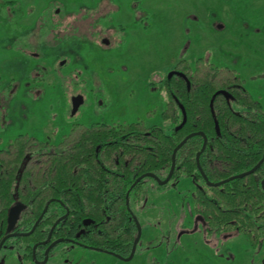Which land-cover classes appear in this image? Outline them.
Segmentation results:
<instances>
[{
    "label": "rangeland",
    "instance_id": "374dc122",
    "mask_svg": "<svg viewBox=\"0 0 264 264\" xmlns=\"http://www.w3.org/2000/svg\"><path fill=\"white\" fill-rule=\"evenodd\" d=\"M11 1L0 7V148L22 133L58 143L75 122L163 124L169 98L158 77L170 75L181 58L205 56L235 68L264 106V0ZM103 6L106 42L97 33L65 32L55 41L51 14L60 11L71 28L72 16ZM79 92L86 101L72 117ZM177 182L146 202L155 205L142 213L147 225L132 260L75 247L72 264H86L82 256L96 264H263L264 246L253 248L242 236L224 244L206 239L193 223L192 180ZM68 247L60 244L53 256ZM21 255L15 250L5 264H22Z\"/></svg>",
    "mask_w": 264,
    "mask_h": 264
},
{
    "label": "trees",
    "instance_id": "16d2710c",
    "mask_svg": "<svg viewBox=\"0 0 264 264\" xmlns=\"http://www.w3.org/2000/svg\"><path fill=\"white\" fill-rule=\"evenodd\" d=\"M11 3L0 0L1 7ZM177 68L182 75L166 82L169 103L162 118L171 125L169 130L156 125L146 127L142 121L116 126L79 124L63 136L58 153H44L47 145L27 134L17 137L8 149H0V172L5 174L0 182V229L6 226L12 200L32 202L30 212H25L20 220L21 226L28 229L45 201L56 197L71 209L56 228V236H64V230L72 235L86 217L103 221L110 216L102 236L94 232L84 235L82 240L126 256L136 235L134 221L125 207L126 190L145 172L164 178L171 167L174 148L186 135L201 130L208 136L209 143L200 161L211 181L242 173L258 163L264 154V108L244 87L237 72L215 66L204 56L194 64L182 59ZM220 89L228 90L233 98H215ZM202 144L203 137L196 135L176 155L175 176L191 177L198 184L197 210L228 229L244 228L232 226L233 221L244 224L246 220H264V190L260 183L264 165L242 179L209 187L195 159ZM19 167L22 180L17 184L13 178ZM138 187L133 196L138 195ZM52 207L63 211L56 202ZM59 214L47 215L32 239L43 238Z\"/></svg>",
    "mask_w": 264,
    "mask_h": 264
},
{
    "label": "flooded vegetation",
    "instance_id": "af4514ba",
    "mask_svg": "<svg viewBox=\"0 0 264 264\" xmlns=\"http://www.w3.org/2000/svg\"><path fill=\"white\" fill-rule=\"evenodd\" d=\"M105 9L106 8L103 6L102 8L100 7V10L97 9V11L93 12V13L85 12V13H82V14H79V15L72 16V17H77L76 18L77 19V21H76L77 22V26L73 25L71 28H69L70 26H68L66 24L67 22H65V21H67L68 17H63L62 15H60V11L59 12H54L53 14H51V19L53 21V24L56 25L55 29L53 30V37L55 39H57L55 41L56 42L57 41H61V38L64 36L63 33L65 32V33H68L69 36L72 35V34H75V33L78 36L79 35H83L84 36L85 34L86 35H90V34L92 35V34L97 33V34L100 35V37H102L103 43L106 42V38H108L110 34H109L108 31H104V29H103L104 18H105L104 17L105 13L103 11ZM120 28L124 29L123 26H120ZM109 43H110V41H109ZM182 59H186V58H181L180 60H182ZM180 60H178L175 63L174 67L172 68V73L170 75H166V76H163V77H161V76L158 77L159 78V82L161 83V88H164L166 90V92H167L166 82L168 81V79H171L175 75H182V71L177 68V64L179 63ZM195 61L193 63L190 62V61L189 62L194 64ZM208 62L213 63L211 61H208ZM213 64L215 66H219V67H228V66L216 65L215 63H213ZM228 68H230V67H228ZM230 69H234L237 72L238 76L244 81V87L250 92V90L245 85V79L242 76L239 75L238 71L235 68H230ZM153 84H155V83H153ZM167 95H168V92H167ZM218 95H223L227 99L233 98L232 94L228 90H224V89H220V90L216 91L215 94H214V97L216 98ZM252 96L254 97L253 94H252ZM74 97H81L82 98V102L78 106V109L76 110L75 113H73V109H74L73 98ZM168 98H169V95H168ZM85 99H86L85 95L83 93H81V92H79L78 94H76L75 96L72 97V99H71V104H72L71 116L72 117H76L78 115L80 108L85 104V101H86ZM255 99H257V98H255ZM257 100L260 101L259 99H257ZM168 103H169V100H168ZM260 103H261V101H260ZM236 105H237V103H235V106ZM263 108H264V106H263ZM152 113L153 112H149L148 114L150 115ZM137 121L144 122L146 127H152V126L156 125V126L164 127L167 130H169L171 128V125L166 123L164 120H163L164 121L163 124H154V125H147L145 120H143V119H140V120H137ZM137 121H133V122H137ZM133 122H120V121H117V122H113V123H108L106 121H98V122H94V123L89 124V125L85 124V123H81V122H75V123L72 124L70 131L68 133L62 135V137H61V139H60V141L58 143H48V142H45V141L41 140L40 138H38V137H36L34 135H30L28 133H22V134L17 135L14 139H12L7 147L0 148V149L1 150L2 149H8L10 144H12V142L17 137H19L20 135L27 134L28 136H32V137L38 139L39 141H41L42 143H44L45 145H47L44 148V153H47V152L48 153H58L59 152V150H58L59 144L61 143L63 136L70 134L75 125L81 124V125L90 127V126H92L94 124L105 123V124H108V125L116 126V125H128V124L133 123ZM179 128H180V126L177 127V129H179ZM198 132H202V133L205 134V132H203L201 130L200 131H194L192 133H198ZM192 133H189L188 135H190ZM188 135H186V136H188ZM196 135H201L203 137V144H202V147H203L204 142H205L204 135L195 134L194 136H196ZM194 136H192V137H194ZM205 136L207 137V144H206V148H205V150L203 152L206 151L208 143H209L208 136L206 134H205ZM184 138L176 145V147L184 140ZM191 138H189V139H191ZM186 142L183 144V146L186 144ZM183 146H181V147H183ZM176 147L174 148L173 153H172L171 167H170L169 171L167 172V174L165 175L164 178L161 175H159L157 173H154V172H145V173H142L139 176H137L136 179L131 183V185L126 190V193H125V207H126L127 212L130 214L131 219L134 221L135 228H136L135 239L132 242L131 250H130L128 255L124 256V255H121V254H119V253H117L115 251H112L110 249H106V248H102V247H98V246H94V245H89V244H86L82 240V237L84 235L85 236L86 235H90L91 233H94V232L95 233H99V235L102 236L104 223L108 222L110 220V218H111L110 216H107L106 219L103 220V221H96V219H94L92 217H86V218L83 219L82 224H80L78 226V228L75 230V232H74L75 234L73 233L72 235L69 236L67 234V232L64 230V234L61 233V235H64V236H59V235L56 236V234H55L56 228L62 223V221L64 219H66L70 215L71 209L62 199L53 197V198L47 199L45 201L44 206L42 207V209L40 211V214L38 215V217L34 218L32 224L30 225V227L28 229H24L21 226L20 220L22 219V216L25 214V212H30V210H31L30 208L32 207V202H30V203H22V202H17V201H13V200L11 201L10 206H8V210H7L6 226L4 228L2 227L0 229V245L3 242L2 246L0 247V264H5L13 256L14 251L17 250V249H22V255H21V258L23 259V263L22 264H28V263L29 264H48L50 262H52V264H59V263L60 264H64L65 262L66 263L69 262V263L72 264V261L74 259L73 260L71 259L72 258L71 255H73L74 257L76 256V254H75L76 248L75 247L91 249V250H95V251H98V252H105V253H108L110 255H113V256H115V257H117L119 259L125 260V261L132 260L134 258V256L136 255V253H137L138 245H139V243L141 241L142 234H143V229L147 225L143 221H141L142 218H143L142 213L155 205V203H153L151 206H148V204H146V202H148V200H149V197L152 196V195L156 196L158 194L157 191L159 189L169 185L172 181H176L177 182V181H180L182 178L187 177V176H183V175H181L180 177H176L175 176L176 175V170H177L176 155H177V152L179 151V149H181V147H180L176 151L175 156H174V151H175ZM202 147H201V149H202ZM201 149L197 152L196 157H195L196 164H197V169H198L200 175L202 176V178L204 179L206 185H208L209 187H218V186H221V185H223V184H225L227 182H230L232 180L242 179V178H244L246 176H249L251 174L256 173L264 165V161H263V163L259 166V168L255 172H253L251 174H248V175L240 177V178L231 179V180H229L227 182H224V183H222L220 185H210L208 182H210V183H218V182L225 181L227 179H230L231 177H234L236 175H239V174H242V173H245V172L251 170L252 168H254L263 159L264 154H263L262 158L258 161V163H256L252 168L248 169L247 171H244L242 173H238V174L232 175V176H230L228 178H225V179H222V180L214 182V181H211L208 178V176L206 175V173H205V171H204V169H203V167L201 165V161H200V166H201L202 171L206 175V177L203 175V173L201 172V170L199 168V165H198V162H197V155L201 151ZM203 152H201V154ZM201 154L199 156V160H201L200 159ZM173 161H175V168H174V171L172 172V176H171V178H170V180L168 182L164 183V181L167 179V177L169 176V174L171 172V169H172V166H173ZM26 166H27V162L25 163L23 169H25ZM21 168L22 167L17 168L16 176H14V178H13V180L14 179L17 180V184H20V180H22V176H20V174H21L20 173V169ZM4 175L5 174H3V172H0V182L2 181L1 179H2V177ZM187 178H190L192 180V182H193V184L195 186V191H196L195 195H194V203H195V207H194L195 211H194V213L195 214H194V217H193V223H195L196 229H198V228L202 229V232L205 235L206 239H208V240H209V238H215V239H218V240H222L223 239L225 241V242L223 241V244H224L226 242L230 243V241L232 239L242 236V237H244L245 242L249 243L250 246H252L253 248H258V246H260V245L264 246V220H260V219L259 220H254V221L246 220L247 222H245L244 224L243 223L237 224L236 221H233V223L231 222L232 226H236L237 227L238 225H244V226H242L244 228L237 227V228H231V229H228L227 225H225V224L224 225L219 224L217 221L212 222L204 214H202L201 212H199L197 210L196 197H197L198 184L196 182H194V180L191 177H187ZM147 179H151V180L155 181L156 187L155 188H153V187L151 188V187L147 186L146 185V183H147L146 180ZM260 183H261V187L264 190V178L261 180ZM137 186H139L138 187V192H137L138 195L133 196L134 193H135L134 190H135V188ZM17 189H19V185H17V188L13 190V193L15 195H16V190ZM158 197H160V196H158ZM31 201L34 202V200H31ZM54 202L58 203L61 206V208L63 209V211L61 209H59V207H52V204ZM134 203H135V205H134ZM142 203L146 204V207L145 208H141V211L138 213V211L136 209H137L138 206H143ZM16 207H19L20 210H19L17 219L11 225L10 221H9L10 213ZM0 210H2V207H0ZM55 212H60L61 214H59L58 217L54 220L52 225L49 227L46 235L43 238L32 239V237L34 236V234H35L36 230L38 229V227L41 225V222L44 220V218L47 215L54 214ZM175 226H176V224H175ZM168 231L169 230H167L165 232H168ZM139 235H140V237H139ZM138 237H139V240H138V242L136 244V249H135L134 255H133V257L131 259L127 260V258L130 257V255H131V253L133 251L134 244H135V242H136ZM27 238L31 239V240L26 241ZM59 240H61V241H59ZM56 241H59V242L57 244H55L54 246H52L50 248V250L48 251V253H47V250L49 249V247ZM60 244L69 245L70 246V247H68L69 250L66 249L65 251H63L62 252V256H60L59 253H57V254H55L53 256V252L55 251L56 247H58ZM262 248H264V247H262ZM73 251H74V253H73ZM81 259L86 264H96V263H94L93 260H90V263H88L87 262V257H85V256H82ZM263 264H264V261H263Z\"/></svg>",
    "mask_w": 264,
    "mask_h": 264
},
{
    "label": "water",
    "instance_id": "95a60500",
    "mask_svg": "<svg viewBox=\"0 0 264 264\" xmlns=\"http://www.w3.org/2000/svg\"><path fill=\"white\" fill-rule=\"evenodd\" d=\"M73 101H74V109H73V113H75L76 110L78 109V106H79V105L81 104V102H82V98H81V97H74V98H73ZM195 134H202V135H204V137H205L204 145H203L201 151H200V152L198 153V155H197V162H198V165H199V168H200L201 172H202L203 175L206 177V175L204 174V172H203L202 169H201V166H200V160H199V156H200L201 152H203V151L205 150V148H206V144H207V137L205 136L204 133H202V132H198V133H192V134L186 136V137L184 138V140H183V141H182V142L176 147V149H175V151H174V156H175L176 151H177L181 146H183V144H184L189 138H191V137L194 136ZM263 161H264V157H263V159H262V160H261V161H260V162H259L254 168H252L251 170H249V171H247V172H245V173H242V174L236 175V176H234V177H231L230 179H227V180H225V181H221V182H218V183H210V182H208V183H209L210 185H220V184H222V183H224V182H227V181H229V180H231V179H234V178H240V177L246 176V175H248V174H251V173L255 172V171L259 168V166L263 163ZM174 168H175V161H173V166H172L171 172H170L169 176L167 177V179L164 181V183H166V182H168V181L170 180V178H171V176H172V172L174 171ZM19 210H20V208H19V207H16V208H14V209L11 211V213H10V217H9V221H10V224H11V225H12V224L14 223V221L17 219V216H18ZM37 224H38V223H37ZM11 225H10V226H11ZM10 228H11V227H10ZM139 237H140V235H139ZM139 237L137 238V240H136V242H135V244H134V247H133V251H132L130 257L127 258V260H129V259H131V258L133 257L134 252H135V249H136V244H137V242H138V240H139ZM59 241H61V240H59ZM59 241L54 242V243L49 247V249L47 250V253H48V251L50 250V248H51L52 246H54L55 244H57ZM2 243H3V242H2ZM2 243H1L0 247L2 246Z\"/></svg>",
    "mask_w": 264,
    "mask_h": 264
}]
</instances>
